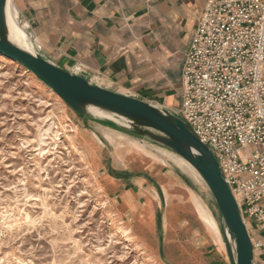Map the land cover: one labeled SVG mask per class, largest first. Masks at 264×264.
<instances>
[{"label": "rangeland", "instance_id": "obj_1", "mask_svg": "<svg viewBox=\"0 0 264 264\" xmlns=\"http://www.w3.org/2000/svg\"><path fill=\"white\" fill-rule=\"evenodd\" d=\"M21 41L19 36L15 43ZM83 121L34 74L0 55V264H218L219 212L216 221L207 209L216 225L203 218L206 206L196 200L194 209L175 182L162 180L173 198L162 248L159 216L157 239L149 247L136 240L132 228L142 226H132L127 209L118 207L130 182L108 189L116 162L102 142L84 143ZM116 146L129 175L146 172L143 147L124 141ZM96 185L109 198L104 207Z\"/></svg>", "mask_w": 264, "mask_h": 264}, {"label": "crops", "instance_id": "obj_2", "mask_svg": "<svg viewBox=\"0 0 264 264\" xmlns=\"http://www.w3.org/2000/svg\"><path fill=\"white\" fill-rule=\"evenodd\" d=\"M207 1L13 0L12 13L21 44L30 51L34 49L26 32L28 26L41 55L52 63L116 93L179 112L185 62ZM78 127L85 144L93 141L98 146L102 142L110 149L111 159L116 162L113 171H117L112 172V180L106 179L108 189L113 191L120 188V183L130 182L131 188L123 190L118 207L127 209L132 226H142V231L132 228L141 245L149 247L150 241L157 239L158 216L163 234L161 248L165 242L173 198L169 183L162 180L181 186L194 209L197 200L217 221L218 209L208 188L191 170L178 164L176 156L96 122L84 119ZM120 141L138 144L149 153L144 174L127 173L125 162L118 156L116 144ZM246 222L252 239L264 242V230L258 223ZM218 230L221 237L219 226ZM215 246L218 264H229L222 240ZM255 264H264V248L255 251Z\"/></svg>", "mask_w": 264, "mask_h": 264}, {"label": "built area", "instance_id": "obj_3", "mask_svg": "<svg viewBox=\"0 0 264 264\" xmlns=\"http://www.w3.org/2000/svg\"><path fill=\"white\" fill-rule=\"evenodd\" d=\"M183 77L179 114L215 154L246 225L264 230V0H208Z\"/></svg>", "mask_w": 264, "mask_h": 264}, {"label": "water", "instance_id": "obj_4", "mask_svg": "<svg viewBox=\"0 0 264 264\" xmlns=\"http://www.w3.org/2000/svg\"><path fill=\"white\" fill-rule=\"evenodd\" d=\"M8 2L0 0V55L34 74L85 120L130 135L190 164L217 206L229 264H255L251 235L219 162L179 112L116 93L45 59L29 26L26 32L34 50L18 46L10 36ZM19 19L23 25L21 16Z\"/></svg>", "mask_w": 264, "mask_h": 264}, {"label": "bare ground", "instance_id": "obj_5", "mask_svg": "<svg viewBox=\"0 0 264 264\" xmlns=\"http://www.w3.org/2000/svg\"><path fill=\"white\" fill-rule=\"evenodd\" d=\"M12 9H13V0H9L8 2V15H9V24H10V30H11V39L13 40V42H17L18 38H19V34L18 32L14 29V24L16 22V18L14 16V14L12 13ZM20 46V45H18ZM26 50V47L24 46H20ZM30 51V50H29ZM4 57V56H3ZM50 92H53L51 89H49ZM54 112V111H53ZM49 131V130H48ZM44 134L40 135V139L39 142H42ZM65 137H69V133L65 132ZM56 138H58V135H56ZM74 146V145H73ZM75 148V147H74ZM192 167V166H191ZM194 169V168H193ZM96 189L100 192H102V194L104 195V200L101 202V207H104L108 204L109 198H107L104 194V192L102 191L101 187L96 185ZM201 211V215L203 218H205L206 220H209L210 222H213L216 225V221L214 220V218L208 213L207 208H205L204 206L201 207L200 209ZM11 213V212H10ZM248 228V227H247ZM74 246V245H73ZM127 246V245H126ZM139 246V245H138ZM82 251V250H81ZM142 254V253H141Z\"/></svg>", "mask_w": 264, "mask_h": 264}]
</instances>
